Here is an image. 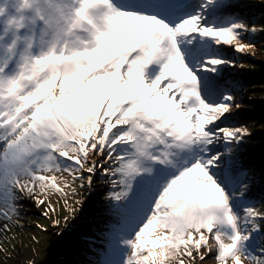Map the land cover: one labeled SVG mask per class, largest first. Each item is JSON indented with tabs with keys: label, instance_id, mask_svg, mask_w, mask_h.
<instances>
[{
	"label": "snow or ice",
	"instance_id": "1",
	"mask_svg": "<svg viewBox=\"0 0 264 264\" xmlns=\"http://www.w3.org/2000/svg\"><path fill=\"white\" fill-rule=\"evenodd\" d=\"M236 2L19 0L0 29V231L22 199L51 219L53 195L67 223L102 170L98 264H264L238 159L251 131L225 124L240 105L219 83L224 49L254 55L244 37L264 32Z\"/></svg>",
	"mask_w": 264,
	"mask_h": 264
},
{
	"label": "rangeland",
	"instance_id": "2",
	"mask_svg": "<svg viewBox=\"0 0 264 264\" xmlns=\"http://www.w3.org/2000/svg\"><path fill=\"white\" fill-rule=\"evenodd\" d=\"M198 2L193 0V4ZM226 11L238 13L249 25L264 28V0H237L235 7ZM244 41L255 45V54L244 55L225 48L226 57L234 61L235 66H220L219 83L234 95L242 85L249 96L254 92L258 99L255 104H245L246 110L235 118L228 117L225 124L243 125L251 131L240 147L238 159L241 167L249 173L248 198L253 206L264 211V32L246 34ZM110 180L98 170L93 185L79 189L80 195L76 199H82L83 204L75 205L77 211L67 223H64V217L69 214L57 195L51 197L57 207L51 219L45 218L43 207L36 206L31 199L20 200L19 216L7 222L11 230L0 231V245L5 249L0 252V264H98L100 253L106 251V241L102 242L100 234L108 231L106 225L113 220L107 214L114 203L107 198L112 191ZM17 219L19 224L15 223ZM53 219H60L61 224L53 226ZM3 223L5 221L0 220V226ZM261 223L264 225V221ZM38 224L47 231H42ZM260 246H264V242L257 248Z\"/></svg>",
	"mask_w": 264,
	"mask_h": 264
},
{
	"label": "bare ground",
	"instance_id": "3",
	"mask_svg": "<svg viewBox=\"0 0 264 264\" xmlns=\"http://www.w3.org/2000/svg\"><path fill=\"white\" fill-rule=\"evenodd\" d=\"M255 0H250V2H254ZM16 4H19V2H17ZM0 5H3L2 4V0H0ZM12 10V8L9 10V12ZM18 11L16 10L15 13H9L8 15V18H7V21L11 18H14L18 15ZM241 90L240 91H237V93L235 94V97H236V103L240 105V108L238 109H235L228 117H232V118H235L237 116H239V114H241L243 111H245V104H255L256 101H258V99L255 98V93H251L250 96L247 94V90L246 89H242V85H241ZM99 159V158H98ZM66 175V174H65ZM110 189L113 191L114 189H112L110 187ZM91 218V217H90ZM92 219V218H91ZM127 251V250H125ZM206 264H215V261L213 258H208L206 260Z\"/></svg>",
	"mask_w": 264,
	"mask_h": 264
},
{
	"label": "clouds",
	"instance_id": "4",
	"mask_svg": "<svg viewBox=\"0 0 264 264\" xmlns=\"http://www.w3.org/2000/svg\"><path fill=\"white\" fill-rule=\"evenodd\" d=\"M17 0H4L3 5H0V17L5 16L6 13L9 12L11 7L16 4ZM19 14L16 16L18 17Z\"/></svg>",
	"mask_w": 264,
	"mask_h": 264
}]
</instances>
